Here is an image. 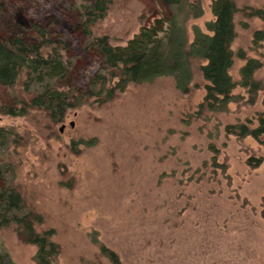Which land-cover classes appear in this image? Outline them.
Wrapping results in <instances>:
<instances>
[{
    "label": "rangeland",
    "instance_id": "1",
    "mask_svg": "<svg viewBox=\"0 0 264 264\" xmlns=\"http://www.w3.org/2000/svg\"><path fill=\"white\" fill-rule=\"evenodd\" d=\"M200 1L202 16L187 23L189 41L193 27L205 32L212 21L209 1ZM81 2L0 0V34L10 39L29 22L49 28L52 40L69 45L67 83L85 93L101 59L86 50L77 20ZM234 3L229 74L237 85L224 112L199 109L206 83L201 62L193 61L188 95L164 78L128 86L102 105L90 100L60 124L38 110L0 115L9 134L0 143V224L18 214L10 188L40 216L36 231H54L58 264H110L101 247L122 264H264V146L226 132L237 124L256 128L264 119V40L255 43L264 21L248 17V10L264 9V0ZM168 15L161 0H110L91 32L123 46ZM250 59L261 63L253 79L262 87L252 97L238 85ZM14 92L23 98L20 83L8 94ZM248 160L262 163L254 168ZM15 228L0 227V264H35L36 247L21 242Z\"/></svg>",
    "mask_w": 264,
    "mask_h": 264
},
{
    "label": "trees",
    "instance_id": "2",
    "mask_svg": "<svg viewBox=\"0 0 264 264\" xmlns=\"http://www.w3.org/2000/svg\"><path fill=\"white\" fill-rule=\"evenodd\" d=\"M85 1L78 6V25L87 40L86 50L101 59L88 91L83 93L67 83L71 63L64 60L63 52L69 45L63 39L52 40L49 28L29 22L10 39H3L0 34V115L24 117L29 110H38L52 123L60 124L68 111L90 100L102 105L113 101L128 86L152 84L164 78L172 79L176 90L188 95L193 80V61L201 62L199 72L206 83L199 109L220 113L234 101L232 93L237 84L229 74L234 64L232 45L238 13L234 0H208L212 21L206 23L205 32L193 27L192 41L188 38L187 23L202 16L201 1L161 0L169 15L141 27L123 46H112L107 36L97 37L91 32L92 27L106 17L110 0ZM248 11L249 18L264 21V9ZM2 12L3 4L0 3V14ZM263 40L264 35L257 32L255 43ZM238 57L244 58L241 52ZM260 68L258 60L250 59L240 69L238 85L246 89L250 97L261 90V82L253 79ZM19 83L23 98L17 97L15 92L9 95ZM226 132L237 139L251 138L264 146L263 117L258 119L256 128L251 129L249 123L237 124L227 127ZM8 137L0 127V143ZM251 162L248 160L247 164L254 168L262 163L257 161L253 165ZM6 191L10 196H18V214L9 216L0 227L14 225L19 240L36 247L35 264H58L60 249L51 240L54 231H36L41 225L40 216L25 206L14 189ZM261 209L264 219V197ZM100 253L110 264H122L119 256L106 248L101 247Z\"/></svg>",
    "mask_w": 264,
    "mask_h": 264
},
{
    "label": "water",
    "instance_id": "3",
    "mask_svg": "<svg viewBox=\"0 0 264 264\" xmlns=\"http://www.w3.org/2000/svg\"><path fill=\"white\" fill-rule=\"evenodd\" d=\"M60 131H62V128L60 129Z\"/></svg>",
    "mask_w": 264,
    "mask_h": 264
}]
</instances>
